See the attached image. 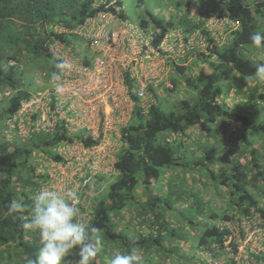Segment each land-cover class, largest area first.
Here are the masks:
<instances>
[{
	"label": "trees",
	"instance_id": "1",
	"mask_svg": "<svg viewBox=\"0 0 264 264\" xmlns=\"http://www.w3.org/2000/svg\"><path fill=\"white\" fill-rule=\"evenodd\" d=\"M133 1L137 8L145 11L139 19V27L153 31L150 44L154 47L161 45L171 29L177 30V27L186 24V18L177 23L170 18L163 20L144 5L145 0ZM206 7L210 13L216 14L211 6ZM103 12L126 20L123 0H0V90L4 97H9L7 106L4 105V97L0 99L3 109L0 119L5 116L3 140L0 138V264H28L36 257L40 247L38 234L25 231L22 218L8 214V205L19 198L31 205L35 191L52 180L48 163L53 160L66 163V157L58 150L49 153L45 147L70 138L66 131L60 133L59 129L57 133L30 140L21 135L10 139L5 134L6 121L20 107L21 101L32 94L24 89L22 83V45L36 54L53 58L51 73L57 71L54 62L59 58L50 52V44L63 40L70 45L74 38L82 39L69 31ZM226 14L225 17L238 22V26L228 25L230 36L223 43L199 25L201 19L196 21L197 24H189L191 28L201 30L207 47L202 49L199 45L191 51L194 70L176 63L175 68L182 75L176 83L181 81L183 86L194 87L197 98L176 99V108L168 112L161 108L160 99L168 98L166 95L171 90L173 93L175 88L164 87L163 83L161 87L164 88L160 84L156 89L148 87L155 102L147 108L136 104L130 120L122 128L124 145L116 157L115 173L109 175L114 178L108 185V192L100 196L103 193L101 185L105 182L107 187V175H96L86 184L82 181L79 185L77 195L81 198L78 205L81 211L87 209L83 205L86 196L92 203L91 216H82V220L99 228L103 237L102 252L95 264H106L107 258L129 248L138 250L142 264H174L180 261V264H241L235 256L239 240L247 237L246 228L253 227L255 223L264 225V165L258 162L261 150L249 143L247 137L252 129L264 130V122L253 121L252 114L256 111L250 106L252 103L264 106V82L255 81V65L258 63L253 60L256 54L259 63H264V54L258 53L250 41L251 33L264 25V0H227ZM201 61L207 66L201 67ZM236 75L241 80L236 92L239 97L229 104L222 97L223 82ZM240 76L249 77L251 81H245ZM133 81L128 77L131 88L135 86ZM48 83L49 79L45 87ZM161 89L165 91L161 92ZM5 91H10V94L5 95ZM133 96L138 99L135 94ZM234 105L252 110V114L242 113L233 108ZM219 118H222L225 127L237 125L238 140H242L239 151L229 148L215 158L209 151L213 148L202 145L199 138L197 143L184 147L187 140L184 136L189 135L191 128H195L199 136V127L215 124ZM210 124L205 127L208 133L213 129ZM76 138V135L72 136L71 142ZM80 138L86 146L94 143L84 136ZM202 148L205 153L200 156L198 153ZM187 149H191V155L197 154L198 158H188ZM199 165L210 172L208 177L203 175L205 179L194 171ZM164 170L167 181L161 182L160 188L155 189ZM182 171H187V175ZM208 178L218 179L222 189L226 187L229 190V204L220 207L219 213L214 210V204L211 205L206 226L192 238L195 239L196 250L189 244L185 253L180 245L171 244L172 239L184 242L182 231L178 232L176 228L179 226L174 225L175 221L173 223L170 216L174 212L172 200L177 205L183 203L190 206L193 203L199 209V205L210 202V197L206 196L209 191L205 193L207 188L203 186ZM84 190L85 194H82ZM90 191L94 194L90 195ZM120 222L125 225L124 228L120 227ZM232 234L233 239L229 241ZM260 241L263 250L260 253L248 250L251 257L247 264H264V233H261ZM195 252L201 258L199 261L194 259ZM78 259L74 252L64 264H74Z\"/></svg>",
	"mask_w": 264,
	"mask_h": 264
},
{
	"label": "built area",
	"instance_id": "2",
	"mask_svg": "<svg viewBox=\"0 0 264 264\" xmlns=\"http://www.w3.org/2000/svg\"><path fill=\"white\" fill-rule=\"evenodd\" d=\"M209 22L238 26V22L217 13ZM108 25L112 27L109 29ZM120 25L122 28L118 29ZM69 32L80 36L93 52L80 56L72 44L63 40L51 43L50 52L71 65L61 73L59 83L63 91H56L50 77L44 89L21 101L20 107L6 121L5 134L10 139L15 135L26 138L42 132L54 134L59 129L60 133L66 131L70 138L76 135L75 141L65 138L56 148L66 157V163L49 162L48 172L52 180L42 186L77 193L82 181L86 184L96 175L115 173L116 157L113 153L118 146L124 145L122 128L130 120L135 105L147 108L155 102V97L148 91L149 83H158L166 73L169 61L182 57L191 42L182 30L177 29L168 34L159 47H154L150 44L151 38L141 35L140 28L110 12L88 18L79 28ZM203 40L201 47L205 49L207 42L205 38ZM128 77L138 78V88H131ZM167 85L171 87V83ZM9 94L10 91H5V95ZM80 136L94 143L86 146ZM246 232V239H238L235 256L241 264L250 263L248 250L251 253L260 251L264 225L255 223L253 227H247ZM232 239L233 234L229 241Z\"/></svg>",
	"mask_w": 264,
	"mask_h": 264
},
{
	"label": "rangeland",
	"instance_id": "3",
	"mask_svg": "<svg viewBox=\"0 0 264 264\" xmlns=\"http://www.w3.org/2000/svg\"><path fill=\"white\" fill-rule=\"evenodd\" d=\"M207 2L209 4H206ZM123 3H124V6L126 8V14H127L126 21H128L129 23H131L135 27L140 28L139 27V19L145 15V11L141 7L137 8L135 6L133 0H123ZM177 3L178 4L176 5V3H174L173 0H145L144 5L146 7H148L151 11H153V13H156L163 20H167L168 18H170L175 23L180 21L181 16L183 18L189 17L193 20H198V19L204 20L203 14L201 12H207L206 6H211L216 11V13H221L223 16L227 15L226 14V12H227V0H178ZM198 11H201V12H198ZM214 15L215 14H212L211 16H209L210 19L212 17H214ZM207 19H208V17H207ZM210 19H208V21ZM208 25H209L210 29L215 27V25L211 24L210 22L208 23ZM111 27H112V25H108L109 29ZM227 27H228V25H227ZM121 28H122V25H120V27H118V29H121ZM140 29H141V35L142 36L150 38L153 34V31H151V29H149V30L143 29V28H140ZM178 29L182 30L181 28H178ZM259 29L264 30V25H262V27L260 26ZM173 30L174 29H171L168 34H172ZM219 39L221 42L223 41V37H222L221 33H219ZM203 41L204 40L202 39L201 43H203ZM70 42L72 44L73 50L77 54H80V56H84L85 54H91L93 52V49L91 47L85 46L84 40H82L80 38H78V39L74 38V40L70 41ZM190 45L192 46L193 43H190ZM251 52H253V51H251ZM21 54H22L21 55L22 56V63L21 64L23 67V82L22 83H23L24 89L26 88L31 93H35L38 90L43 89L45 87L46 83L48 82V79H49L51 71H52L51 66L53 63V58L48 57L46 55H42V54L41 55L36 54V53L32 52L31 50H29L24 45H22ZM171 55H172V52H171ZM250 55H251V57L253 56V54H250ZM255 56H256V54H255ZM255 56L253 57V60L255 62L259 63V59H257L258 57H255ZM181 59H182V57H178L176 60L171 59L172 61L170 60L168 64L170 65V62L171 63L174 62L173 64L176 65V62H180ZM181 63H183V61ZM173 73L177 74L176 71H173ZM179 76H180V74H179ZM240 77L244 78L245 81H251L249 79V77H242V76H240ZM238 78H239V76L236 75L232 79H230L226 82H223L224 94L222 97H224V101L228 102L229 104H233L234 102H236L237 98L239 97V95L236 94V92L238 91V83H240L241 80ZM254 79H255V77H254ZM255 81H256V79H255ZM183 85H184V83H182L181 81H178L175 92L169 94L170 98L168 97V98L160 99V105H161V108L163 110L169 112V111L175 109L176 105L174 104V101L176 99H180V98L196 99L197 98V90L194 87L188 86V85L183 86ZM2 96H3V91L0 90V99ZM3 101H4V105L7 106L8 101H9V97L8 98L4 97ZM250 106H251V108L255 109L256 113L252 114V110L248 111L246 108H243V107L237 108L236 105H234L233 108L240 110V112H242V113L247 112L249 114H252V119L256 123L264 122V111H263L264 106H262L259 103L258 104L252 103ZM258 109H262V110L259 111ZM0 112L3 113V109H1V107H0ZM4 118H5V116L0 119V138L2 140H3L2 130H3ZM133 118H134V116H133ZM221 119L222 118H219L215 124L209 123L210 126H212V128H213L211 130V133H208L207 130L205 129V127L207 128L209 126V124H206L204 128H201V127L198 128L197 131H198L199 136H197V133L195 132L196 131L195 128H191L189 135L184 136V139H187L184 143V147L187 148L188 146H191V144L197 143L198 141H196V140H198V138H199L200 140L203 141V142L201 141L202 145L203 144L205 146L210 145L213 148V150H209V151H210V155L214 156L215 158L222 155L223 153H226L229 150V148H237L239 151V149L241 148V145H242V140L240 138L238 140V136L240 134L238 131L235 130V127L237 125L233 126L232 128L225 127V124H223L221 122L222 121ZM237 133H238V135H237ZM45 135H49V134L47 132H42L40 134H35L31 137H28L27 140H30V138L32 139V138H36L38 136H45ZM194 136H197V137L195 138ZM247 137L250 140L249 143H252L257 148H259V150H261L259 155H258L260 157L258 162L261 165H264V130H262L260 128L252 129L250 132H248ZM178 142H180V139H178ZM56 144L50 145L48 147L46 146L45 148L49 153H55L56 148L59 145H61V142H59L57 145ZM34 148L35 147H33V149ZM244 148H245V146H244ZM202 150H203V148L199 150V152H200V153H198L199 155L205 153V151H202ZM187 155H188V158L189 157L190 158H193V157L198 158L197 154H193V156L191 155V149H187ZM195 169H196V167H195ZM194 171L199 176L204 175V176L208 177L210 175L209 170H207L206 167L201 168L200 165ZM186 172L187 171H182V174L187 175ZM263 172H264V170H263ZM204 176H203V178L205 179ZM107 177H105L107 187L105 185V182H104V184L102 183L103 185H101L100 189L103 191V193L101 192L100 196H102V194H106L108 192V185L113 181V178H114V176H112V177L107 176ZM165 180L167 181V177L165 176V170H164L163 174L160 177V180H159L157 186L155 187V189H159L161 182H163ZM168 180H170V179H168ZM215 180H213V178H208L207 183L205 182L204 183L205 185L203 184L204 188L205 189L207 188L205 193H207L209 191V194L206 196H207V198L210 197V202H208V203L204 202L202 205H199V209L196 208L192 202L184 201V202H188V204L192 203L190 206H188L187 204H183V203H181L180 205H177V203L172 200L174 212H172L170 214V216H172L173 223L175 221L174 225L179 226L178 228H176L178 230V232L182 231L183 236H184V240H183L184 242L182 243V242H178V240L172 239L171 244H172V246L180 245L185 253L188 252V249L190 247L189 244H192L193 249H195L197 247L195 242H194L195 239H192V238H193V236H197L203 230V228L206 226V223L208 222L207 212H208V209L211 208V205L214 204V206H215L214 210L219 213L220 207L226 206L229 204V199L231 197V194H229V190H227L226 187L222 189V184H220L219 180L218 179H215ZM200 187L202 189V186H200ZM91 193L94 194L93 191L92 192L90 191V195H91ZM82 194H85V190L82 192ZM79 199H81V198L79 197ZM84 199H83V202H84L83 205L85 207H87V209H86V211H85V209H84V211L82 210L83 211L82 216L83 217L86 215L91 216L92 203L87 198V196H86V199L85 200ZM183 200L184 199H182V201ZM79 202H81V201H79ZM206 216H207V218H206ZM190 220H192V222H190ZM198 221L200 223H198ZM195 223H198V224L195 225ZM124 226L125 225L123 223H121L120 227L124 228ZM189 233H191V234L189 235ZM222 256H224V255L222 254ZM195 257L196 258L193 257L195 260L199 261V259H201L200 256L196 252H195ZM193 258H192V260H193ZM217 262H220V261L217 260ZM180 263H181V261L179 263H174V264H180ZM214 264H217V263L215 262Z\"/></svg>",
	"mask_w": 264,
	"mask_h": 264
},
{
	"label": "clouds",
	"instance_id": "4",
	"mask_svg": "<svg viewBox=\"0 0 264 264\" xmlns=\"http://www.w3.org/2000/svg\"><path fill=\"white\" fill-rule=\"evenodd\" d=\"M250 41L258 53L264 54V30L252 32ZM201 45L202 43L200 47ZM54 67L57 71L51 73V82L60 93L63 91V86L59 83L61 73L71 65L59 58L54 62ZM255 68V79L264 82V63L256 64ZM78 205L79 197L75 191H65L53 186L38 188L32 196L31 205L25 204L22 198L11 201L8 214L22 218L23 229L39 236L38 253L28 264H64L65 259L74 252L79 257L74 264H95L102 252V233L99 228L83 222ZM26 211L27 215H24ZM261 250L262 246L258 253ZM106 264H142V258L138 250L129 248L126 252H118L107 258Z\"/></svg>",
	"mask_w": 264,
	"mask_h": 264
},
{
	"label": "crops",
	"instance_id": "5",
	"mask_svg": "<svg viewBox=\"0 0 264 264\" xmlns=\"http://www.w3.org/2000/svg\"><path fill=\"white\" fill-rule=\"evenodd\" d=\"M174 1V3H176V5L178 4L177 3V1L178 0H173ZM208 12H201V11H198V12H201L202 14H203V17H204V20H202L201 19V23L199 24V25H201V27L202 28H205L206 30L208 29L210 32H211V34L213 35V36H215V37H217V39H219V33H221L222 35H224V36H222L223 37V41L221 42V43H223L224 42V40L226 39V41H227V38L230 36V30L228 29V27H225L224 25H223V27L222 26H220V24H217V25H215V27L214 28H212V29H210L209 28V25H208V19H209V16H211L214 12H212L211 11V13H210V11L209 10H207ZM207 17H208V19H207ZM183 19H185V18H183L182 16L180 17V21L181 20H183ZM187 20H185L186 21V24L185 25H180L179 27H177V28H181L182 29V32L187 36L186 37V39L188 40V41H190L191 43H193V45L191 46V45H189V47L187 48V49H184V54H183V56H182V59L180 60V62H176L177 64H183V65H186V66H188V67H190V69H192V70H194L195 69V66H194V62H193V60H194V57H193V52H191L195 47H199V45L201 44V40H202V37H203V35H202V32H201V30L200 29H198V30H196V28H191L190 26H192V25H189V24H197L196 23V21H199L200 19H198V20H193V19H191V18H189V17H187L186 18ZM189 26V27H188ZM177 44H175V46H176ZM187 46V45H186ZM169 54H171V52L169 51L168 52ZM174 60V59H173ZM172 61V60H171ZM183 61V63H181ZM174 62H170V65L169 66H167L168 68H167V71H166V73L164 72L163 73V75H162V77H161V79L159 80V82L158 83H155V84H153V83H149V85H148V87H151V86H153V87H155V89H156V87H158L159 86V84H160V87H161V85H162V83L164 84V87L165 86H167V84L168 83H171V87L170 88H175V90H176V86H177V83H176V81L178 80V79H180L181 77H182V75L179 73V71L175 68V65L173 64ZM201 67H203L204 68V66L206 67L207 65H206V63H204V61L202 62H200V64H199ZM199 66V67H200ZM198 68V67H197ZM173 71H176L177 72V74L176 73H173ZM199 70H197V72H198ZM179 74H180V76H179ZM182 79V78H181ZM138 78H135L134 79V85H135V87H137L138 88ZM163 87V86H162ZM161 87V88H162ZM163 87V88H164ZM136 90V89H135ZM163 91H165L164 89H161V92H163ZM168 91V90H167ZM175 92V91H174ZM170 93H172V90H171V92ZM169 93V94H170ZM169 94L168 95H166V97H169ZM170 98V97H169ZM123 147V145H120V146H118L117 148H116V151L113 153V156L114 157H118V154H119V152H120V149Z\"/></svg>",
	"mask_w": 264,
	"mask_h": 264
}]
</instances>
